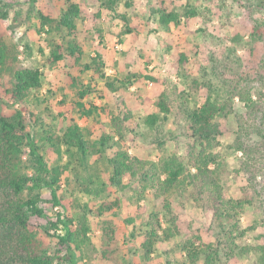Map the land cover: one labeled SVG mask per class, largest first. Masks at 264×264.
<instances>
[{
  "label": "rangeland",
  "instance_id": "rangeland-1",
  "mask_svg": "<svg viewBox=\"0 0 264 264\" xmlns=\"http://www.w3.org/2000/svg\"><path fill=\"white\" fill-rule=\"evenodd\" d=\"M71 1L81 6L75 39L56 26L68 8L66 0H0V10L7 15L6 19L0 16V36L15 49L22 67L39 69L43 75L42 89L24 103H18L7 92L10 76L0 71V117H11L18 110L23 112L27 132L35 139L49 167L61 171L58 194L67 203L66 209L54 205L52 189L33 192L26 189L18 196L9 186H0V211L8 212L10 218L7 224H0V264H34L31 258L36 256L53 258L51 264L185 263L187 255L182 248L186 242H198L199 237L210 241L212 213L196 203L190 193L184 197L157 198L149 190L139 201L140 196L134 190L138 185L126 189L108 185L112 169L107 158L112 151L103 153L100 142L103 131L110 127V116L94 110L91 117H85L78 106V91L91 89L82 101L89 109L107 107L122 115L126 109L132 111L127 138L121 143V149L131 156L158 161L163 154L176 153L186 158L193 139L185 110L200 106L206 93L192 90L189 98L184 95V100L180 99V93L189 91L190 81L171 72L174 55L185 52L193 77L212 82L218 94L223 92L225 82L233 90L236 87L251 90L254 100L261 95L263 111L264 0H166L169 10L184 17L180 25L169 28L159 23L160 0H121L116 13L102 7L98 0ZM191 9L197 15L186 22L185 14ZM42 15L55 22L43 27ZM122 17L129 21L137 37L126 34ZM74 42L80 46L82 55L69 53ZM56 46L62 47L64 59L51 64L49 60ZM97 54L102 56L106 76L123 82L118 92L107 89L95 71L86 69L87 65H93ZM162 92L171 96L169 115L160 113L156 106ZM230 105L229 117L220 120L222 137L218 151L226 162L225 195L238 199L249 186L248 175L241 170L245 155L235 148L237 114H245L247 109L239 97ZM149 114L160 118L155 129L146 122ZM73 124L82 129L91 153L85 158L76 148L68 151L64 144L60 153L48 152L46 140L50 132L61 136ZM247 140L257 152V165L264 174V138L250 134ZM23 152L22 171L35 176V171L28 167L30 148L24 147ZM5 176L0 170V179ZM43 177L50 180L51 174L44 173ZM259 182V195L251 189L256 204L242 218L243 227L257 228L245 240L253 246L264 244V178ZM37 197L41 213H27L25 228L14 218L13 211ZM167 201L178 219L180 234L156 243L147 258L143 243L150 231L151 215L159 214L163 226H170L165 218ZM114 203L118 207L99 215L101 206ZM23 211L27 212L26 208ZM83 215L89 218L90 240L81 245L80 251L74 246L72 251L61 247L58 236L64 231L57 224L58 219L68 217L78 221ZM53 224L59 226L57 232ZM198 264L205 261L202 259ZM236 264H259L258 256L252 253Z\"/></svg>",
  "mask_w": 264,
  "mask_h": 264
},
{
  "label": "trees",
  "instance_id": "trees-1",
  "mask_svg": "<svg viewBox=\"0 0 264 264\" xmlns=\"http://www.w3.org/2000/svg\"><path fill=\"white\" fill-rule=\"evenodd\" d=\"M66 1L69 2L68 8L56 21V26L60 30H66L69 36L75 39L81 6L71 0ZM98 1L101 2L102 7L116 13V6L121 0ZM159 7V23L164 28H169L172 25L178 26L182 23L184 17L174 10H169L166 0H160ZM196 15L195 9L188 10L185 14L186 22ZM0 16L4 19L7 18V15L1 10ZM41 18L43 27L55 22L44 15ZM122 19L126 25V34H133L137 37L134 29L129 27V21L125 17ZM69 53L73 56L82 55L81 48L76 42L69 46ZM63 59L62 47L56 46L49 63H58ZM189 64V56L185 52H177L174 55L171 72L190 81L189 91L180 93V99L184 100V95L189 98L191 96H188L189 92L197 89L205 91L206 97L200 106L185 110L193 139V144L188 146L186 158H181L176 153L163 154L158 161H146L133 157L121 149V143L126 140L128 135L129 125L127 123L133 118L132 111L126 109L122 115L112 112L107 107L87 108L82 101L90 94L89 87L78 91L80 100L78 106L85 117H91L94 110H97L99 114L110 116V127L103 131L100 142L103 153L112 151L107 158L112 169L108 185L120 189L135 188L138 185V189L134 190L140 196L139 201L145 198V193L149 190H153L157 198L176 195L184 197L190 193L196 203L212 213V224L208 233L210 241L205 242L199 237L197 238L198 242H186L182 250L187 255V262L178 264H198L202 259L205 264H230L231 262L236 264L239 259L252 253L258 256L259 264H264V244L253 246L245 243L248 233L256 230V226L245 228L242 224V218L247 209L256 204V198L251 189L257 193L258 185H260L259 179L264 178L262 169L257 165V152L247 140L250 134L264 138V110L261 109V95L258 100H254L251 90L237 87L233 90L225 82H223L225 85L222 90L223 94H218L215 92L212 82H201L198 78L193 77ZM102 67H104L102 56L97 54V57L93 59V65H87L86 69L95 71L104 81L107 89L118 92L120 85L123 86V82L107 77ZM0 71H4L10 76L7 92L18 103H24L34 92L43 87L41 71L22 67L15 49L6 43L2 36H0ZM152 79L163 83L162 80ZM225 93L226 95H224ZM235 97H239L247 109L245 114H237L239 126L235 148L236 151H241L245 155V158L241 160V170L248 175L249 186L244 188L243 196L238 199L227 198L225 195L223 173L226 170V162L221 152L218 151L222 137L220 120L229 117L230 104ZM156 106L160 113L171 114L170 94L162 92ZM146 122L152 129H155L160 118L156 114H149ZM46 143L49 147L48 152L60 153L61 146L64 144L68 151L76 148L85 158L91 153L89 142L78 124L70 126L61 136L50 132ZM24 147L30 148L31 164L28 167L35 171V176L22 171ZM113 150L115 151L113 152ZM0 170L6 174L5 178L0 179V186H9L18 196L26 189H30L31 192L42 188L52 189L54 205L66 209V201L58 194L61 171L49 167L35 139L27 132L26 120L20 110L11 117H0ZM44 173L51 174L50 180L43 177ZM257 195L259 194L257 193ZM38 204V197L37 199L30 198L23 205L14 209V218L26 228L27 213H41ZM114 207H118V204L103 205L98 213L103 215L106 212H111ZM24 208L27 212L23 211ZM164 209L165 218L170 226H163L159 214L151 215L148 224L150 231L146 233L143 243V247L147 250V258L151 257L156 243L170 240L180 234L178 219L169 201L166 202ZM9 221L8 212L0 211V224H7ZM57 224L64 231L62 236H58L60 246L69 251H72L73 246L77 251H80L81 245L90 240L91 226L87 215H83L78 221L68 217L63 220L59 218ZM52 227L56 232L59 230V226L56 224H53ZM31 261L34 264H51L53 258L45 259L36 256L31 258ZM64 261H66L65 258Z\"/></svg>",
  "mask_w": 264,
  "mask_h": 264
}]
</instances>
